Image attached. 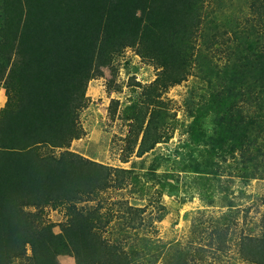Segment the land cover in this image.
Returning <instances> with one entry per match:
<instances>
[{
    "label": "trees",
    "instance_id": "trees-1",
    "mask_svg": "<svg viewBox=\"0 0 264 264\" xmlns=\"http://www.w3.org/2000/svg\"><path fill=\"white\" fill-rule=\"evenodd\" d=\"M204 1L0 0V88L7 94L0 111V264H61L63 254L74 256L76 264H160L170 248L173 252L163 264H225L221 254L226 245L180 251L177 244L161 245L141 234L147 223L143 209L133 205L124 210L127 226L121 227V237L105 236L108 211L82 203L109 187L123 188L132 170L70 150L85 134L80 115L87 106L89 81L103 74L109 57L127 47L160 67L146 87L149 99L142 109L150 114L142 119L147 124L140 131L138 153L156 145L160 135L153 131L165 117L159 90L181 83L191 72L188 59L194 54ZM254 4L256 19L264 24V0ZM245 42L254 49L248 38ZM245 58L244 65V60L235 62L225 77L209 59L203 60L206 74L219 77L226 89L218 91L221 97L204 102L201 116L213 105L221 108L231 102V122L213 110L214 122L231 125V132L225 128L231 135L229 154L247 181L264 176V46L257 45ZM198 125L192 124L191 132L204 134L206 129ZM218 129L212 128L215 133ZM217 147L209 155L222 153ZM211 156L203 159L206 169L198 171L202 176L211 173ZM221 199L225 206H236L232 197ZM61 205L66 218L56 233L44 212ZM209 250L215 259H206ZM237 253L246 264H264V218L259 231L253 227L242 234Z\"/></svg>",
    "mask_w": 264,
    "mask_h": 264
},
{
    "label": "rangeland",
    "instance_id": "rangeland-1",
    "mask_svg": "<svg viewBox=\"0 0 264 264\" xmlns=\"http://www.w3.org/2000/svg\"><path fill=\"white\" fill-rule=\"evenodd\" d=\"M254 3L255 0L204 1L201 22L193 37L194 54L188 59L191 72L181 83L166 91L159 90L165 117L153 132L160 138L142 155L138 153L143 135L140 131L147 124L142 119L150 114H144L142 109L149 99L146 87L155 81L160 67L139 55L135 48L127 47L109 57L103 74L89 81L87 106L80 115L85 134L72 142L70 150L106 166L132 170L123 188L109 187L93 194L95 199L82 203L86 207H101V212L108 211L104 214V219L110 221L103 228L105 236L121 237V227L127 226L124 210L133 205L143 209L141 217L147 223L141 226L140 233H148L157 243L177 244L180 251L226 245L221 254L225 264L231 261L246 264L237 247L242 234L253 227L259 231L261 227L264 176L244 181L234 169L238 161L231 159V135L225 130L231 132V125L225 123L231 122V102L221 108L213 105L210 113L201 116L204 102L221 97L218 91L226 89L225 83L217 80L219 77L206 74L208 71L202 64L209 59L211 66L221 70L220 76L225 77L235 62L244 60V65L248 60L245 57L257 45L264 46L261 34L264 24L256 19ZM246 38L254 49L245 42ZM219 93L225 99L229 97L227 93ZM6 101L5 89L0 88V111ZM150 107L152 110L153 105ZM213 110L225 120L221 127L214 122ZM199 115L201 120L194 122ZM192 124L205 128V133L201 134L199 129L191 132ZM214 127L219 128L217 133L212 130ZM214 145L222 153L211 156ZM205 155L211 156L208 161L212 162L208 170L211 173L202 176L198 171L206 169ZM219 175L220 182L212 188ZM224 195L236 199V206L223 205ZM65 210L62 205L45 209V219L55 225L56 233L66 218ZM134 235L132 232L130 237L134 239ZM172 252L173 248L168 249L159 263L163 264ZM205 256L207 260L215 259L211 250ZM60 263L76 264V260L63 254Z\"/></svg>",
    "mask_w": 264,
    "mask_h": 264
}]
</instances>
